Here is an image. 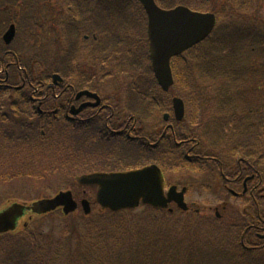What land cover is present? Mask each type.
Segmentation results:
<instances>
[{"label": "rangeland", "instance_id": "374dc122", "mask_svg": "<svg viewBox=\"0 0 264 264\" xmlns=\"http://www.w3.org/2000/svg\"><path fill=\"white\" fill-rule=\"evenodd\" d=\"M29 1L26 3V0H8L9 4L6 9H2L3 13L0 16V31L4 29V34L12 21L17 20L18 36L14 49L22 50L25 61L30 62L35 58L40 76L37 83H34L36 93H31L30 91L35 90L28 88L29 86L23 90L26 99L19 93H14V101L18 104L13 111H9L10 113L6 111L8 115L6 121L9 120L6 124L13 128L15 142L23 146L22 153L17 151L18 155L24 154L23 152L31 155V149L35 150L38 145L46 143L52 148L55 142L65 144L63 152L60 153H64V158H68L66 163L71 167L73 159L81 160V155L73 157L74 153L77 154V150L82 155L85 153L90 159L88 152L95 149V144L100 145L95 152V157L100 160L96 166L103 169L116 165L146 166L149 165L148 159H157L158 162L161 161L160 163L163 162L172 169L170 171L169 168H165L171 172L168 177L173 179L180 189L183 186H193L186 200L189 207L187 212L172 204L170 207L174 210V215L172 213L168 224L158 221L157 227H162V230L169 229L173 236L170 240L171 249L162 256L164 264H242L243 260H246L245 264L248 261L250 264H264V247L259 249L261 245L257 244L255 246L258 249L254 251L244 250L247 246H251L248 242L250 238L248 234L252 232L246 231V228L254 224L255 220L252 218L255 216L257 218L258 213L255 215L252 205H249L245 211L244 201L235 202L227 194L216 192L210 174L213 167H217L216 162L202 159L222 158L224 170H228L230 174L237 172L238 166L241 169L240 164L244 168L245 164L251 161L257 163L264 176V72H261L264 67V0H252L253 2H250L252 10L230 14L229 21L225 20L223 23L224 26H232L226 29L225 34H230L234 29H239L241 32L243 27H249L246 29L249 40L241 32L242 36H245L242 43L229 47L215 42L221 36L219 33L217 38L205 42L192 53L183 54L174 65L177 70L174 75V87L165 95L160 92L154 79L148 52L147 17L143 7L136 0ZM196 2L210 4V8L217 3L220 6L225 4L229 8L234 4L231 0H197ZM86 36L89 40H85ZM94 36L98 38L95 47ZM231 56L233 59L231 63H234L232 72L235 75L240 74L234 70L244 73L243 71L248 69L241 78H229L230 64H227L228 66L209 64L210 57L218 61L215 62L218 65L221 60ZM94 60L96 65L101 67L98 71L102 74V79L108 75L106 81L101 83L105 105L119 108L127 122L130 111L140 110L143 113L142 117L151 113L150 119L144 120L145 122L139 123L136 120L137 124L143 125L137 128L140 136L136 135V139H132L134 134L127 136L128 132L125 128L123 129L125 135H117L113 139L106 137L104 129L102 134H98L100 127H103L98 120L97 123L89 124L84 129L82 124L80 127L72 125L68 128L63 116H60L61 122L56 121L51 127H43V121L38 122L36 119L37 111L34 112L37 115L32 114L35 120L29 119L28 115L31 114L27 113L32 110L33 102H40V98H44L38 92V84H44L48 75L51 77L53 72L58 71L64 76L70 75V79L85 85L84 77L95 74L90 70ZM213 75L215 80H211ZM48 85H51V82L44 84L43 88L48 89ZM230 94H234L238 99L236 108L228 106L222 99L225 96L229 98ZM174 97L182 98L186 104L185 118L179 122L174 118L172 109ZM43 100L45 103L49 101L46 98L41 101ZM21 103L25 105L21 106ZM49 103L45 106L55 107L52 100ZM150 103L152 106L149 111ZM45 106L42 110H46ZM23 109L28 112L24 114ZM236 109L238 121L240 111L242 118L249 116L246 126L239 127L238 121L233 119ZM166 114L169 116L165 124H169V127L158 131V128L165 126ZM215 121L225 128L223 131L225 136L218 134L219 124L215 126ZM236 121L237 125L231 128L230 125L233 124L231 122ZM171 125L173 127L170 128ZM175 128L177 130L175 137L179 130L182 131V136L180 133L177 139L173 137ZM187 129L194 130L191 138L201 141L200 149L196 148L193 153L190 152L191 150L187 152L189 147L184 143L187 135H183V130ZM80 132H87L86 142L75 138L80 137L78 134ZM40 134L42 138L48 137L38 142ZM28 135L30 138L26 141ZM218 135L220 139L217 145L226 147L229 151L226 154L209 147L211 143L215 144L213 138L214 136L218 138ZM25 142L32 144L25 145ZM87 143L94 145H88L87 149L82 148ZM19 144L12 146L15 148ZM111 145L113 147H107ZM188 145L195 149L192 147L195 146L193 142ZM197 151L206 156L199 159V161L205 160V163L194 162L196 158L193 156ZM112 153L117 155H111L112 159H109L108 155ZM241 157L247 161L240 163ZM82 159H86L85 156ZM14 163L20 172L32 173L31 176L21 174L7 182H0V211L15 203L29 205L69 190L73 192L77 202L87 199L91 203L89 216L84 214L81 206L67 217L62 216L59 210L44 216L26 214L20 221L18 232L14 233V237L21 238L19 234L24 224H27L32 231L43 224L39 230L44 233L52 232L57 238L61 236L59 234H62L64 227H70L73 223L75 225H72L71 230L78 228L87 232V227L90 229V226L102 234L105 233V228L111 230L109 226L111 219L108 218L110 215L107 213L109 211H102L100 206L95 204L96 189L78 187L75 181L64 176L60 169L38 177L35 170L39 166L37 161L33 164L31 162L22 164L21 160ZM81 165L82 161L76 164L77 167ZM83 168L86 173L96 170L90 163ZM79 170L82 171V168L70 171ZM251 173L252 171L249 172ZM210 187L212 190L208 189ZM262 190L263 193L259 191L255 196L260 202L257 209L264 215V184ZM223 200L231 203V206L227 205L228 207L224 208ZM191 203L196 206L192 208ZM144 210L139 208L128 214L131 229L133 226L141 225ZM240 210L245 211L243 212L245 214L250 211V222L245 219L246 217L240 216L242 214ZM67 230L69 231V228ZM243 242L247 245H244V249L241 247ZM8 246L9 244H6V248ZM10 246H13L12 243ZM246 251L253 252L247 254Z\"/></svg>", "mask_w": 264, "mask_h": 264}, {"label": "trees", "instance_id": "16d2710c", "mask_svg": "<svg viewBox=\"0 0 264 264\" xmlns=\"http://www.w3.org/2000/svg\"><path fill=\"white\" fill-rule=\"evenodd\" d=\"M196 1L197 0H157V3L164 9H172L182 5L196 11L213 12L220 15L226 12L239 13L248 11L250 9L248 6L251 2V0H231L234 1V4L230 6V8L228 6L226 7L225 4H221L220 6L219 3L216 2L217 4H214L213 7L210 8V4H200ZM218 40L226 43L224 38L221 39L220 37ZM207 42H209V39ZM192 51L189 53H192ZM176 60L174 61V65L177 62ZM1 93L3 92H0V115L3 116L7 114L6 111H13L18 102L15 103L13 99L14 96L11 92L8 95L11 98H7ZM155 100L156 99H154V101ZM22 112L24 114L27 113L24 109ZM142 114L140 110H136L135 116L138 122H142L146 117V115L142 117ZM38 136L40 137L38 142L48 137L42 138L41 134ZM14 138L15 132H13V128L9 126L2 128L0 126V182H7L12 178L19 177L21 174L24 176H31L32 172H20L18 170L14 162L19 160H21L22 164L25 162H31V164H33L37 161L39 166H37L35 170L38 177L44 176L45 173L54 172L55 169H60L64 176L71 177L72 179L81 173L77 172V174H75V172L70 171L71 169L78 168L76 166L78 162L82 161L84 167V165H88L90 162H94V166H96L100 161L94 156L90 159L85 156L86 159H82L84 156L77 150V154L81 155V160L72 161L71 167L69 163H66L67 160L64 158V153H60L61 151L63 152L65 144L55 142L52 144V148L48 147L49 144L46 143L38 145V148L35 150L31 149V155H27L23 152L24 154L19 156L17 151L22 153L23 146L15 142ZM29 138L30 136L28 135L25 140L27 141ZM27 143L28 142H25V145H28ZM12 144H19V146L14 148ZM5 154L7 155L5 156ZM150 156L152 157L153 155ZM152 160L153 159H148V162L150 163ZM54 166L55 168L53 169ZM143 166L145 165L139 167ZM119 167L121 168L122 166ZM120 168L118 169L121 170L122 168ZM144 209V217L140 222L141 225L136 227L133 226L132 229L129 227L132 225L127 216L133 211L118 213L107 212L108 215H110L108 218L111 219V224L109 225L111 230L109 231L108 228H105V233L103 232V234L98 232V230L96 231L93 226H90V229L87 227V232H84L83 229L79 230L78 228L71 230L72 225H75L73 222H71L73 224L70 227H64L62 234H59V236L61 235L59 238L53 235L52 232L44 233L42 230H39L42 228L43 224L37 226L35 231L30 230L29 226H23L22 232L19 234L21 238L13 236L18 230L14 233L0 236V264H164L162 256L171 249L172 245H170V240L173 236H171L169 229L166 230L164 228L162 230V227H157V224L158 221L168 224L167 222L172 218V213L165 210H156L151 207H146ZM239 214L240 213H238V215ZM240 216L244 218L242 214H240ZM255 220L258 225L264 227V215L262 212ZM250 221L251 220H249V222ZM68 228L69 231L67 230ZM247 230L251 232V229ZM250 234L251 233H249V235ZM251 235L252 237L250 236V240L256 243L258 240L253 237L254 234ZM115 238L117 239L116 241ZM11 243L13 245L12 247L10 246ZM6 244H9L7 248ZM241 247L242 249L245 248L243 243ZM244 250L247 249L245 248ZM253 251H246V253L250 254ZM245 262L246 260H243L241 263L245 264ZM247 264H250L249 261Z\"/></svg>", "mask_w": 264, "mask_h": 264}, {"label": "water", "instance_id": "95a60500", "mask_svg": "<svg viewBox=\"0 0 264 264\" xmlns=\"http://www.w3.org/2000/svg\"><path fill=\"white\" fill-rule=\"evenodd\" d=\"M148 16V38L152 66L155 77L163 91L168 92L174 84L171 60L203 42L209 37L216 25L213 14L191 11L187 7L163 10L155 0H138ZM14 33L11 28L7 38L9 42ZM174 110L177 120L185 115L184 103L174 99ZM81 187L96 188V202L104 210L120 212L136 209L141 204L154 208H167L175 202L179 208L187 210L184 193L178 194L176 188L168 195L164 192V181L157 166L128 173H97L83 175L76 179ZM81 205L86 215L91 212L89 201L83 200ZM62 207L66 214L77 210L78 204L71 192H61L53 199L41 200L32 206L15 204L0 213V234L14 231L19 218L26 211L47 214Z\"/></svg>", "mask_w": 264, "mask_h": 264}, {"label": "flooded vegetation", "instance_id": "af4514ba", "mask_svg": "<svg viewBox=\"0 0 264 264\" xmlns=\"http://www.w3.org/2000/svg\"><path fill=\"white\" fill-rule=\"evenodd\" d=\"M1 1H3V0H1ZM1 6L2 5H0V16L3 13ZM16 28H17V26H16ZM3 30L4 29H2L0 31V87L3 90L11 89L12 91L17 92L18 88L20 86H22L24 88V86H25L24 84H33L34 82H37L39 80L38 64H37V61H35V58H32L30 61L31 70L29 71L28 69H26L24 66H26L27 64L25 63V60H23L24 58H23L22 50L19 48H17L19 51H17V49H14L17 41L15 40L13 43L8 45L4 41V33L5 32H3ZM85 39L89 40L88 37H85ZM94 39L96 41V42L95 41L93 42L94 47H95L98 40H97V37H95ZM26 62H28V61H26ZM92 62H93V64L90 67V70H91V72H95V74L84 77V78H86L85 79V81H86L85 85H83L79 82H76L74 79H70L71 78L70 75H67L64 78V81H63L64 84H63V86H60L58 88V90H57V87L60 85V83H58V84L54 83L52 85H48V89L46 90V92L44 94H46V97L48 98V96L51 95L50 94V92H51L52 96L50 97L49 102H51V100H52L53 104L55 105V107L49 106L48 109L51 110V112L56 114V115L60 114L63 111L65 116H66V122H67L66 126L68 128H69V126H72V125H74L76 127H80L82 124L83 125L82 127L84 129H86V127L89 124L97 123L96 120H98L100 126H103L102 128L100 127L98 134H102L105 130V132L107 134L106 137L113 139V137L115 138L117 135H121V136L125 135L126 133L123 131V129L125 128V130L128 132L127 136H130V135L132 136V134H134V137L132 139H136L137 138V137L135 138L136 135L140 136L139 135L140 133L138 132L137 128L140 126H143V125L136 123V121H135L136 116H135L134 111L129 112L130 118L127 122V119L124 116H122L124 113L119 108L111 107V106L105 105L103 103L104 93H103V87L101 86V83L103 81H106V78L108 75H105V77L102 79V76H101L102 74L99 73V71H98V69L101 67L96 65V60H94ZM262 66H263V64H262ZM229 70L231 73L229 78L236 79V78H241L244 75L245 71H247L248 69L246 68L245 71H243L244 73H242V72L239 73V71L234 70V72H238L240 75H235L232 72V68H230ZM261 72L262 73L264 72V67L261 69ZM53 80H54V78L52 79V82H53ZM211 80H215L214 75L212 76ZM8 83H10L11 85H8ZM17 83H19L20 86ZM59 90H61V91H59ZM86 91L88 93H90L91 96L81 95L82 92H86ZM93 94H96L101 98V104L99 106H98V103L100 101L97 100V98H95L97 96H95V97L92 96ZM33 100H37V99L33 98ZM40 101H41V99H40ZM241 101H242V99H241ZM231 102H233L234 107L236 108V102H238V99L236 96H234V94L229 95V98H228L226 104L227 105H228V103L231 104ZM44 103H45V101L43 100L42 105ZM37 104L41 105L40 102H37ZM91 115H94V116H91ZM233 119L237 120V114H235L233 116ZM216 123H218V122H216ZM231 123H233V124L230 125V123H228L231 126V128L235 127L237 125V121L231 122ZM167 127H169V124H165V126L161 129L158 128V131H163ZM171 127H173V125H171L170 128ZM219 128L223 129V131L225 129L224 127H222L221 124H219ZM119 129H121L120 132H117V130H119ZM175 130H176V128L174 129L173 137L175 139H177L178 136H180V133L182 136V131L179 130L176 133V137H175ZM107 131H109L110 133ZM114 133H116V134L114 135ZM78 134L80 135V137H75V138H77L79 140H83V141H85L87 139V132H80ZM220 136H225V135L223 133H221ZM149 137H151V135H149ZM138 138L140 139V137H138ZM219 139H220V137L213 138L215 144L212 145V143L210 142L211 145H209V147H212V148L216 149L217 151H220L223 154H226V152H229V151H227V148H224L223 145L221 147H218V145H217ZM192 142H193V145L195 144L196 147L192 146L195 148L193 150L190 145H187V147H189V150H187V152H189L191 150L190 152L193 153V151H195L196 148L200 149V147H201V141L200 140H195L193 138H189L184 143L190 144ZM86 145H94V144L87 143ZM107 147H113V146L111 145V146H107ZM99 148H100V145H96L95 149L89 151L90 153L88 155L90 157H93V156L95 157V152ZM119 148H120V146H119ZM138 151H141V150H138ZM111 155H117V154H114V153L109 154L108 155L109 159H112ZM193 157L196 158L194 160L195 163L203 164L206 162L205 160L199 161V159L201 157H206V156L203 154H200L198 151L194 154ZM217 158H214V157L202 158V159H206V160L211 159L210 161L216 162L217 167H213V169L211 170V173H210L211 175L213 174V177H214L216 171L218 170L219 174L223 178H225V183L220 182V184H218L219 186L216 187V191H220L223 188L224 190L229 191L230 194L232 192H235L236 194H238V196L240 198L245 197L247 195V193L249 192V188L251 189L252 194L259 192V183L256 182L257 173L252 172L251 174H249V169L250 168L254 169L252 166L245 164V166L243 168L242 165L240 164L241 169L238 166V171L235 172L234 174H230L228 170H224L225 167H224L223 161H221L222 158H218V159ZM239 160H240L239 161L240 163H243V162L245 163L247 161L245 158H242V157ZM115 162H113V164H116ZM90 164L92 166H94V162H90ZM94 167L96 168L95 171H92L91 173H88V172L86 173L84 171L83 174H92V173H98V172H120V171H124V170L131 168L130 165L122 166L121 167L122 169L119 166H115V167L113 166L109 169H103V168H99L97 166H94ZM118 168H120L121 170H119ZM115 169H117V170H115ZM227 205H229V204L225 203L223 205V207L227 208L228 207ZM256 228L258 230L257 232L264 231V227L256 226ZM256 236H261V235L256 234Z\"/></svg>", "mask_w": 264, "mask_h": 264}]
</instances>
